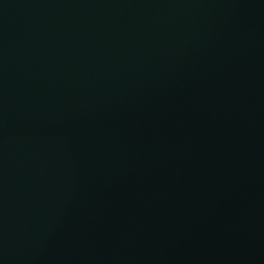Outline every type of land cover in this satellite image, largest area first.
Segmentation results:
<instances>
[{"label": "water", "instance_id": "1", "mask_svg": "<svg viewBox=\"0 0 264 264\" xmlns=\"http://www.w3.org/2000/svg\"><path fill=\"white\" fill-rule=\"evenodd\" d=\"M0 264H264V0H0Z\"/></svg>", "mask_w": 264, "mask_h": 264}]
</instances>
